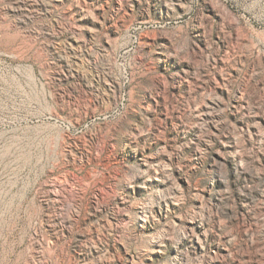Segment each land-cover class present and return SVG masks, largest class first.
<instances>
[{
	"label": "rangeland",
	"instance_id": "obj_1",
	"mask_svg": "<svg viewBox=\"0 0 264 264\" xmlns=\"http://www.w3.org/2000/svg\"><path fill=\"white\" fill-rule=\"evenodd\" d=\"M0 264H264V0H0Z\"/></svg>",
	"mask_w": 264,
	"mask_h": 264
},
{
	"label": "bare ground",
	"instance_id": "obj_2",
	"mask_svg": "<svg viewBox=\"0 0 264 264\" xmlns=\"http://www.w3.org/2000/svg\"><path fill=\"white\" fill-rule=\"evenodd\" d=\"M24 3V2H23ZM15 4H17V3H15ZM15 4H14V10L15 11H22V12H25L24 14H23V18H26V17H29V13H30V10H29V8L28 7H24V5L22 4V3H18L16 6H15ZM44 4V3H43ZM32 7V6H31ZM30 7V8H31ZM32 14V13H31ZM22 16V15H21Z\"/></svg>",
	"mask_w": 264,
	"mask_h": 264
}]
</instances>
